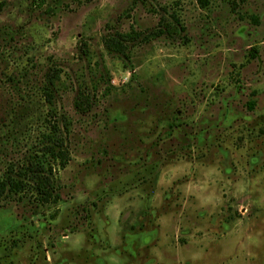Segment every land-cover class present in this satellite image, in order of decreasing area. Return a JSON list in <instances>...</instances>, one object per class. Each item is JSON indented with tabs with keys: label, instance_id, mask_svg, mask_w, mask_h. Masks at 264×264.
<instances>
[{
	"label": "rangeland",
	"instance_id": "obj_1",
	"mask_svg": "<svg viewBox=\"0 0 264 264\" xmlns=\"http://www.w3.org/2000/svg\"><path fill=\"white\" fill-rule=\"evenodd\" d=\"M172 12L180 34L107 50ZM53 67L61 199L0 201V264H264V0H0V175L46 129Z\"/></svg>",
	"mask_w": 264,
	"mask_h": 264
},
{
	"label": "trees",
	"instance_id": "obj_2",
	"mask_svg": "<svg viewBox=\"0 0 264 264\" xmlns=\"http://www.w3.org/2000/svg\"><path fill=\"white\" fill-rule=\"evenodd\" d=\"M45 0H42V3ZM141 0H134L139 2ZM203 7L209 5L210 0H198ZM170 18L159 21V28L150 33L131 29L127 32L116 31L105 39V45L110 54L128 55L130 45L137 41L152 40L153 38L169 35L176 36L185 28L182 26L177 12H172ZM62 80V69L53 67L47 73L42 93L49 104L48 116L45 117V130L40 141L25 157L23 162L11 163L0 175V201L22 202L28 200L32 207H44L57 204L61 199L58 172L67 167L71 160L68 139L71 131V119L60 112L55 105L59 83ZM84 83L76 90L75 107L81 114L87 113L95 102L96 88ZM254 102H249L253 108Z\"/></svg>",
	"mask_w": 264,
	"mask_h": 264
}]
</instances>
